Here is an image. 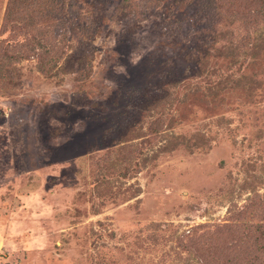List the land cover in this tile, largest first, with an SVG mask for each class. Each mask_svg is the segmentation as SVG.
<instances>
[{"label":"rangeland","instance_id":"1","mask_svg":"<svg viewBox=\"0 0 264 264\" xmlns=\"http://www.w3.org/2000/svg\"><path fill=\"white\" fill-rule=\"evenodd\" d=\"M6 4L0 264H264V0H75L52 73Z\"/></svg>","mask_w":264,"mask_h":264},{"label":"trees","instance_id":"2","mask_svg":"<svg viewBox=\"0 0 264 264\" xmlns=\"http://www.w3.org/2000/svg\"><path fill=\"white\" fill-rule=\"evenodd\" d=\"M7 0L4 24L11 30H19L25 35L30 36L32 43H30V52L27 54L18 53L25 57L37 56L42 72L52 73L58 68L62 59L67 57V49L70 47V42L66 48L61 45V39L58 31L55 30L54 20H61L67 14L76 16L81 20V11L74 12L75 0ZM130 2V0H127ZM78 8V7H77ZM64 36V35H63ZM73 35L70 36V38ZM43 38L45 43H41ZM7 45V50H8ZM39 48L43 50L37 52ZM79 73V70L76 69Z\"/></svg>","mask_w":264,"mask_h":264},{"label":"built area","instance_id":"3","mask_svg":"<svg viewBox=\"0 0 264 264\" xmlns=\"http://www.w3.org/2000/svg\"><path fill=\"white\" fill-rule=\"evenodd\" d=\"M2 251L0 250V262H1V259H2Z\"/></svg>","mask_w":264,"mask_h":264}]
</instances>
